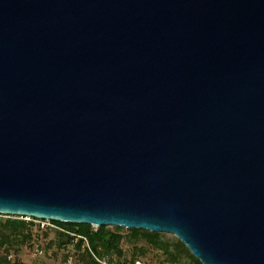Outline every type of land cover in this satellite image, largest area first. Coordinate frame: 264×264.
Listing matches in <instances>:
<instances>
[{"label":"water","instance_id":"1","mask_svg":"<svg viewBox=\"0 0 264 264\" xmlns=\"http://www.w3.org/2000/svg\"><path fill=\"white\" fill-rule=\"evenodd\" d=\"M0 213L264 264V0H0Z\"/></svg>","mask_w":264,"mask_h":264},{"label":"rangeland","instance_id":"2","mask_svg":"<svg viewBox=\"0 0 264 264\" xmlns=\"http://www.w3.org/2000/svg\"><path fill=\"white\" fill-rule=\"evenodd\" d=\"M4 218L0 217V220ZM115 226L109 225V228L123 234L121 243L123 254L120 260L130 261L134 257L141 256L145 264H193L194 255L190 249L178 244L180 238L173 233L162 232L165 240L171 244L172 254H166L150 246L142 237H134L140 228L132 227L134 231H131L130 228L122 226L124 228L117 230ZM55 231L51 227L35 226L34 241H31L32 239H24L19 231L12 232L0 228V256L9 253V258L13 262L20 261L22 264H84L81 258L83 250L74 248L73 257L68 259L65 247H62L59 239L55 238ZM35 245L39 246L40 251L36 250ZM110 254L118 257L115 251H111Z\"/></svg>","mask_w":264,"mask_h":264},{"label":"trees","instance_id":"3","mask_svg":"<svg viewBox=\"0 0 264 264\" xmlns=\"http://www.w3.org/2000/svg\"><path fill=\"white\" fill-rule=\"evenodd\" d=\"M59 228L64 229V231L55 228V238L59 239V243L62 247H65V252L68 259L73 257V250H83L81 253V258L84 264H100L91 254L88 249L85 238L90 243L93 250L99 254L104 252L108 253L112 260H117L119 264H129L132 263L136 258L134 257L130 261L120 260L123 254L121 243L123 241V234L116 230L109 228V225H102L97 228L88 223H73V222H63L59 220H52ZM39 226L34 221H28L18 217H7L0 220L1 229H9L12 232L19 231L23 234L24 239H32L34 241V227ZM111 226V225H110ZM117 230L122 229V226H115ZM134 231L133 228H130ZM76 235H81L83 237H77ZM134 237H142L146 243L150 246L162 250L166 254H172L171 244L169 241L165 240V236L162 232L150 231L147 229H138L137 234ZM180 245L185 249H189L181 240H179ZM67 249V250H66ZM111 251H115L118 257L111 255ZM175 257L177 255H174ZM173 256V257H174ZM9 253L0 256V264H22L20 261H12L9 258ZM141 257V256H139ZM142 258V257H141ZM193 264H202L201 261L193 256Z\"/></svg>","mask_w":264,"mask_h":264},{"label":"built area","instance_id":"4","mask_svg":"<svg viewBox=\"0 0 264 264\" xmlns=\"http://www.w3.org/2000/svg\"><path fill=\"white\" fill-rule=\"evenodd\" d=\"M0 217H18V218H22L28 221H34L40 228H45V227H51V228H58L62 231H64V229L59 228L56 224H54L52 222V220L50 219H43V218H35V217H31V216H19V215H14V214H6V213H0ZM97 228V227H96ZM77 237H83L81 235H76ZM85 243L88 247V249L90 250L91 254L93 255V257L100 263V264H119L117 260H112L110 258V256L107 253H101L99 254L98 252H96L95 250L92 249V247L90 246V243L88 242V240L85 238ZM35 248L37 251H40L39 246L35 245ZM129 264H145L144 260L141 257L136 258L132 263Z\"/></svg>","mask_w":264,"mask_h":264}]
</instances>
